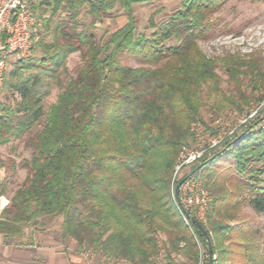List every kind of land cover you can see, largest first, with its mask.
Listing matches in <instances>:
<instances>
[{
  "label": "trees",
  "instance_id": "obj_1",
  "mask_svg": "<svg viewBox=\"0 0 264 264\" xmlns=\"http://www.w3.org/2000/svg\"><path fill=\"white\" fill-rule=\"evenodd\" d=\"M139 1L29 0L41 36L5 75L0 145L28 135L32 156L20 163L29 173L0 213V234L22 237L38 220L62 217L63 238L103 264H152L159 257L196 264L199 242L208 254L205 235L177 208L172 179L181 148L193 138L190 126L202 117V89L221 92L219 66L198 40L227 0H182L161 24L150 18V33L138 29ZM117 5L126 23L98 39L97 24ZM77 52L82 64L69 76L68 59ZM124 56L138 66L124 64ZM222 61L243 98L244 77L254 90L264 88V57ZM55 87L62 91L45 111ZM235 141L193 168L202 164L193 177L211 196L202 224L214 264H264V121ZM226 153L228 162L217 164ZM245 205L263 218L261 225L242 216Z\"/></svg>",
  "mask_w": 264,
  "mask_h": 264
},
{
  "label": "rangeland",
  "instance_id": "obj_2",
  "mask_svg": "<svg viewBox=\"0 0 264 264\" xmlns=\"http://www.w3.org/2000/svg\"><path fill=\"white\" fill-rule=\"evenodd\" d=\"M181 2L182 0H140L137 2L134 5V9L138 19L139 31L152 32L153 27L151 26L150 18L154 17V22L157 25L161 24L169 15L180 8ZM126 21L127 17L124 14L123 8L117 5L116 9L113 10L112 17L97 24L95 30L97 38L107 37L110 32H114L123 26ZM210 23L212 26L209 34L199 39L198 45L204 54L209 59L214 60L219 66L218 75L221 92L212 93L206 87L202 89V117L196 122L201 123L208 131L214 133V123L218 119H224L233 124H238L252 110H258L261 116L253 119L249 126L253 123L264 121V88L254 90L249 81V77H244L243 90L246 97L243 98L244 95L240 96L237 92V83L230 79L225 71L226 64L222 61L225 59L227 61L243 59L247 63L250 60L264 57V0H227L210 17ZM174 42L172 41V43ZM15 61V58L12 57L9 61L8 70L12 68ZM121 61L126 65L138 66L128 56H124ZM81 64V55L78 52L72 54L67 63L69 76L75 75L76 69ZM68 80L69 77L66 78V82ZM61 91L62 89L59 87L53 89L52 94L44 101L45 111H48L50 106L57 102ZM226 98L238 101L241 108H237V105H229ZM45 123L46 118L43 117L33 129L32 134L41 130ZM192 124L190 128L193 138L186 144L197 146L198 141L196 133L192 131ZM27 137L28 135L22 139L13 138L9 143L0 145V181L5 184L4 194L6 195L12 194L18 187H21L29 173L28 169L20 166L23 160H28L32 156V149L26 148L25 146ZM228 159L229 154L226 153L216 163H226ZM194 166L191 169H186L185 172L188 174ZM242 212L243 217L250 220H257L261 225L262 220L260 216L257 215L251 206H244ZM38 221L40 222L38 224V230H43L41 223L45 225V229L48 227L57 229L60 225L62 226L63 219L62 217L55 219L46 217ZM231 223L234 224L236 221ZM31 226L34 227L35 225ZM261 240L264 242V235L261 236ZM202 247L204 248L203 245ZM204 250L206 251V248ZM80 251L84 259L90 264H103L99 255H95L92 252ZM159 258L158 260L161 262L165 261L163 257Z\"/></svg>",
  "mask_w": 264,
  "mask_h": 264
},
{
  "label": "built area",
  "instance_id": "obj_3",
  "mask_svg": "<svg viewBox=\"0 0 264 264\" xmlns=\"http://www.w3.org/2000/svg\"><path fill=\"white\" fill-rule=\"evenodd\" d=\"M40 23L30 8L29 0H0V92L3 89L5 75L8 71L9 61L26 58L31 53L33 42L41 36ZM258 110L248 112L238 124L228 120L218 119L214 123L215 132L208 131L201 123H193L192 131L196 133L197 146L183 145L179 153L172 179V191L177 208L186 224L192 229L191 222L184 211L192 213L201 223H207L208 211L211 205L209 190L192 176L187 178L179 189L180 203L175 195L176 183L186 177V169H191L211 156L217 149L227 142L236 139L253 119L261 116ZM235 141V142H236ZM200 256L196 264H209V255L199 242ZM215 258V256H214ZM168 261L155 260L152 264H168ZM114 264H130L119 261Z\"/></svg>",
  "mask_w": 264,
  "mask_h": 264
},
{
  "label": "crops",
  "instance_id": "obj_4",
  "mask_svg": "<svg viewBox=\"0 0 264 264\" xmlns=\"http://www.w3.org/2000/svg\"><path fill=\"white\" fill-rule=\"evenodd\" d=\"M14 193L0 196V213ZM41 225L43 230L37 229L38 224L26 228L22 237L0 234V264H90L74 239L63 238L61 225L57 229H45Z\"/></svg>",
  "mask_w": 264,
  "mask_h": 264
},
{
  "label": "water",
  "instance_id": "obj_5",
  "mask_svg": "<svg viewBox=\"0 0 264 264\" xmlns=\"http://www.w3.org/2000/svg\"><path fill=\"white\" fill-rule=\"evenodd\" d=\"M214 158V157H213ZM212 158V159H213ZM200 167H202V164L199 165L198 167H196L195 169H193L186 177H184L182 180H180L178 182V184L176 185V188H175V195H176V198L178 200V202L180 203V194H179V189H180V186L182 185V183L187 179L189 178L190 176L194 175L199 169ZM187 219L194 225H196L201 231L202 233L205 235L206 237V240L208 242V255H209V264H214V253H213V248H212V242H211V239H210V235L209 233L207 232L206 228L204 227V225L190 212L188 211H184Z\"/></svg>",
  "mask_w": 264,
  "mask_h": 264
}]
</instances>
